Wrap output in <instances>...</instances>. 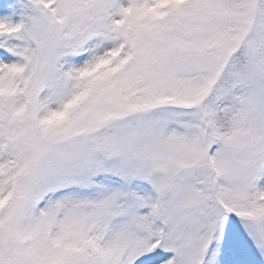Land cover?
<instances>
[{
    "label": "snow or ice",
    "instance_id": "obj_1",
    "mask_svg": "<svg viewBox=\"0 0 264 264\" xmlns=\"http://www.w3.org/2000/svg\"><path fill=\"white\" fill-rule=\"evenodd\" d=\"M0 264H264V0H0Z\"/></svg>",
    "mask_w": 264,
    "mask_h": 264
}]
</instances>
